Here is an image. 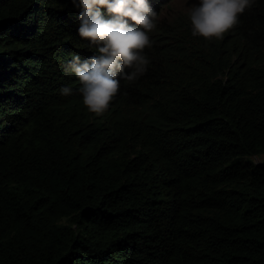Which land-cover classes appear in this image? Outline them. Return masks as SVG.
<instances>
[{"label": "trees", "instance_id": "trees-1", "mask_svg": "<svg viewBox=\"0 0 264 264\" xmlns=\"http://www.w3.org/2000/svg\"><path fill=\"white\" fill-rule=\"evenodd\" d=\"M169 1L97 116L66 71L98 55L81 8L0 0V264H264V0L219 40Z\"/></svg>", "mask_w": 264, "mask_h": 264}, {"label": "clouds", "instance_id": "clouds-1", "mask_svg": "<svg viewBox=\"0 0 264 264\" xmlns=\"http://www.w3.org/2000/svg\"><path fill=\"white\" fill-rule=\"evenodd\" d=\"M73 3L81 8L79 36L90 41V46L96 45L98 55L83 61L74 55L66 71L78 78L84 107L99 116L120 89L118 76L133 82L146 73L149 60L143 52L152 45L148 33L156 28V13L148 0H79V4L73 0ZM251 4L252 0H199L187 13L192 36L222 39ZM101 6L107 9L110 18L104 17ZM126 18L140 27L130 26ZM126 67L131 71L125 73ZM71 91L63 87L61 94L70 95Z\"/></svg>", "mask_w": 264, "mask_h": 264}, {"label": "rangeland", "instance_id": "rangeland-1", "mask_svg": "<svg viewBox=\"0 0 264 264\" xmlns=\"http://www.w3.org/2000/svg\"><path fill=\"white\" fill-rule=\"evenodd\" d=\"M199 0H170L165 6L161 7L160 16L177 15L179 13L188 12L190 9L198 4ZM264 159V154L258 156H251L250 160L253 162Z\"/></svg>", "mask_w": 264, "mask_h": 264}]
</instances>
